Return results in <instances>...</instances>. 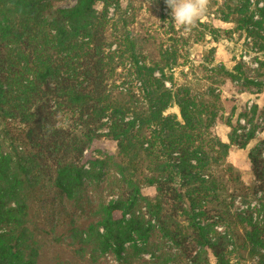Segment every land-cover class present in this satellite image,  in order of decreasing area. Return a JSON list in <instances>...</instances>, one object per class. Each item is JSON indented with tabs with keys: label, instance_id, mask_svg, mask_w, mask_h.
Wrapping results in <instances>:
<instances>
[{
	"label": "trees",
	"instance_id": "16d2710c",
	"mask_svg": "<svg viewBox=\"0 0 264 264\" xmlns=\"http://www.w3.org/2000/svg\"><path fill=\"white\" fill-rule=\"evenodd\" d=\"M248 2L222 0V21L234 22L237 30L252 24L262 28ZM133 3L77 0L56 8L47 0H0V126L5 123L0 132L14 147L5 152L0 140V264H47L42 252L51 239L58 244L67 239L73 255L55 264H104L107 253L119 264H132L128 244L150 231L139 213L143 204L177 247L188 238L200 246L192 264H203L208 253L217 264H231L227 254L246 260L247 251L253 259L264 248V231L231 211L222 174L230 144L212 133L222 108L215 85L225 78L242 80L244 87L262 83L239 63L233 70L217 67L205 88L178 85L170 70L178 64L182 37L171 38L172 50H152V36L129 29ZM174 105L180 118L167 114ZM63 113L80 124V135L59 125ZM14 122L27 127L19 138L21 151L14 145ZM236 133L232 128L231 143ZM103 138L116 143L117 153L98 151L85 169L83 152ZM108 168L120 175L114 179L121 189L106 202L89 195L85 181L105 180ZM174 178L178 187L171 185ZM57 197L67 205L58 206ZM205 204L212 206L225 235L196 221L208 214ZM34 205L59 213L57 231L55 223L42 232ZM180 210L190 214L186 226L177 218ZM78 213L89 216L77 221Z\"/></svg>",
	"mask_w": 264,
	"mask_h": 264
},
{
	"label": "rangeland",
	"instance_id": "374dc122",
	"mask_svg": "<svg viewBox=\"0 0 264 264\" xmlns=\"http://www.w3.org/2000/svg\"><path fill=\"white\" fill-rule=\"evenodd\" d=\"M47 1L56 8L72 7L77 2V0ZM215 1L217 4L214 3ZM122 2L126 3L127 0H122ZM221 2L222 0H209L203 15L193 25L185 28L174 24L170 14L171 10L167 7L165 0H134L133 8L128 12L131 14L134 23L129 29L133 30L134 33L152 36L155 41H152L154 43L152 50L155 52L156 50L159 51L160 46L163 49L172 50L173 41L171 38L182 37L176 46L180 56L178 64L170 70L178 85H188L193 89L205 88L210 85L206 78L214 74L217 67L224 66L228 70H233L239 63L242 71L246 72L249 78L256 83H262L261 88L256 85L244 87L246 83L242 80L234 81L225 78L215 85V93L220 94L222 108L219 112L221 119L214 124L212 133L222 142L230 144L223 162L222 174L226 175L225 181L228 193L231 195L228 197L232 201V213L243 216L247 221L264 231V15L260 11V9H264V0H249V11L253 13L254 21H262L263 25L260 28L256 24H252L248 30H237L234 22L222 21V16L218 11V5ZM102 8L100 6V10ZM112 13L113 8H110L109 16H112ZM253 32H257V35H254ZM115 47L116 45L112 47V50ZM129 66L130 63L127 68ZM258 71L262 73V76L258 75ZM123 72L127 76V69ZM155 75L159 77L160 73L157 72ZM133 78L130 77L131 80ZM165 85L170 87L171 83L166 81ZM50 104L53 106L52 102ZM167 114L180 118L179 109L175 105L167 110ZM59 117H61L59 125L62 128L81 134L80 124L75 122L70 114L63 113ZM4 125L5 123L1 124L0 130H3ZM13 127H15L13 131L19 140L27 127L19 122H14ZM232 128H236L237 132V141L234 143L230 142ZM102 132H107V129L102 130ZM250 135L252 138H249ZM0 140L3 143L4 151L12 153L13 144L3 131L0 132ZM18 140L15 141L14 145L18 147V151H21L23 149L22 144ZM98 151L104 154H116L118 148L115 142L107 138L94 141L83 152L85 169L90 168L88 162L97 155ZM103 171L107 173L105 180L87 177L85 187L87 193L93 198L108 202L115 199L120 193L121 188L117 186L114 179L115 177L120 178V175L111 168ZM174 179L171 185L178 187L180 180ZM144 192L147 194L148 189H145ZM56 202L58 206L67 205L61 197H57ZM205 205L207 207L204 206V208L208 209V214L206 217L197 216L196 221H200L203 227L211 225L213 226L210 227L213 229L212 231L225 235V228L216 226L215 211L212 206ZM181 207L188 209L187 204H182ZM60 209L62 210V207ZM195 212L199 213V209H196ZM33 213L34 217L38 215V222L43 228L42 232L53 229L55 223L54 231L59 229L61 225L59 213L52 215L49 208L43 209L36 205H34ZM139 213L144 217L145 226L150 228V231L145 237L135 235V240L128 244V252L133 255L132 264H192L193 257L201 250L198 244L188 238L181 247H177L162 233L158 222L146 210L144 204ZM189 215H186L184 210H180L177 218L186 226L189 223ZM88 216L89 214L86 215V213H78L76 220L84 222ZM242 227L239 226L240 231L245 235ZM206 228L209 229V227ZM212 234L213 232H211ZM228 237L230 238V236ZM231 239L233 240V238ZM68 242L65 239L64 242L58 244L51 239L42 252V261L47 264H55L57 261L64 262L69 258L72 259L73 255L70 254ZM233 249V245L228 246V252H232ZM138 250L140 251L137 252ZM245 255H247L246 260H241L237 254L235 256H228L227 254V258L231 264L264 263V248H261L260 254L253 259L248 258L247 251ZM101 261L104 264H119L111 253L104 254ZM203 264H217V262L208 253L205 255Z\"/></svg>",
	"mask_w": 264,
	"mask_h": 264
},
{
	"label": "clouds",
	"instance_id": "9594fccd",
	"mask_svg": "<svg viewBox=\"0 0 264 264\" xmlns=\"http://www.w3.org/2000/svg\"><path fill=\"white\" fill-rule=\"evenodd\" d=\"M209 0H165L174 24L190 27L203 15Z\"/></svg>",
	"mask_w": 264,
	"mask_h": 264
}]
</instances>
